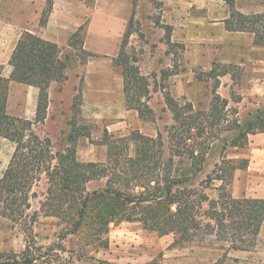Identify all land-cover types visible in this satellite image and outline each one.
Here are the masks:
<instances>
[{
	"label": "rangeland",
	"instance_id": "obj_1",
	"mask_svg": "<svg viewBox=\"0 0 264 264\" xmlns=\"http://www.w3.org/2000/svg\"><path fill=\"white\" fill-rule=\"evenodd\" d=\"M102 1L96 7L97 0H74V24L60 27L65 33L57 46L66 67L60 80L52 82L47 90L43 117L37 114L40 89L10 83L8 115L32 123L24 138L33 140L36 135L42 145L34 142L35 151L45 154L48 149L44 160L49 162L50 174L60 181V158L74 154L80 162H107L109 142L114 143L118 152L134 156L135 145L127 138L135 132L155 140L161 138V151L154 150L160 152L161 163L166 166L175 144L170 135L179 126L170 107V103H175L185 111V116H198V123H205L192 129L190 141L196 154L197 150L208 151V144L211 147L197 181H205L222 157L234 161L246 158L249 166L235 173L230 190L235 198L264 199V20L262 25L256 24V37L247 31L226 32L227 28L216 24L217 15H208L202 8L184 5L181 12L172 10L174 4L183 6L193 1L222 7L221 0H139L133 32L125 40L130 62L148 82V93L143 94L138 112L127 105L123 77L115 63L132 6L124 11L114 10L111 0ZM6 2L0 0L4 14ZM51 2L55 0L40 5V17L31 16L29 30L44 34L52 12ZM242 5H254L256 9L245 15L264 14V0H243ZM82 25L84 34L72 39ZM2 66L4 77L8 78L12 69L8 63ZM216 95L229 103L225 108L218 104L212 112ZM207 117L221 122L216 121L212 128ZM237 122L254 123L249 127L251 133L245 148L225 146ZM14 151L15 144L0 137V177ZM65 161L63 165L69 168ZM50 174H36L32 190L35 195L31 194L32 207L27 211L39 213L33 222L34 236L42 251L55 260L48 264H264V222L257 236H241L227 227L223 235L220 231L203 232L195 241L182 246L174 244L173 234L160 236L144 229L139 222H122L111 224L105 237L109 240L107 248L92 241L81 251L80 241L74 236V210L59 215H47V211L41 210L47 199ZM104 184L105 180L92 182L88 189H99ZM213 184L206 192L215 199L221 183ZM67 200L70 203L65 204L70 205L74 196ZM24 250L22 229L0 216V252L20 254Z\"/></svg>",
	"mask_w": 264,
	"mask_h": 264
},
{
	"label": "trees",
	"instance_id": "obj_2",
	"mask_svg": "<svg viewBox=\"0 0 264 264\" xmlns=\"http://www.w3.org/2000/svg\"><path fill=\"white\" fill-rule=\"evenodd\" d=\"M222 1L230 13L225 22L227 30L252 32L257 37L259 30L256 24L260 22L262 25L264 14L248 16L237 10L236 0ZM138 3L139 0H132L128 28L115 63L121 70L128 107L140 112L143 94L148 93V82L125 52V40L133 32ZM84 30L85 26H80L72 39L84 34ZM60 53L57 44L24 32L8 62L12 68L8 78L4 77V67L0 65V137L15 144L9 165L0 177V216L18 225L25 234V250L20 254L0 252V264H48L55 261L49 258L48 252L42 251L35 239L33 222L38 219L39 213H27L32 207L30 198L36 174L41 171L50 174L49 162L44 160L49 151L45 150V154L35 151L34 142L42 145L36 135L33 140H25L24 133L30 130L32 123L9 116L7 102L11 82L38 87L40 101L37 114L43 117L47 90L52 82L60 80L66 67ZM213 103L212 112L218 104L225 108L229 102L216 95ZM170 107L179 126L170 135L175 144H172L171 157L166 166L161 163L160 152L158 154L154 150L161 151V138L155 140L135 132L127 138L135 145L134 156L118 152L114 143L109 142L107 162H80L74 154L64 159L69 168L63 165L64 160L60 158L59 165L63 170L60 181L50 174L48 195L41 204V210L47 211V215L74 210V236L80 241L81 251L93 242L107 248L109 240L105 237L111 224L122 222H139L144 229L160 236L173 234L176 236L174 244L181 246L192 243L203 232L220 231L223 235L227 227L238 231L241 236H257L260 233L264 222V199L235 198L230 190L235 173L246 170L249 160L234 161L222 157L219 164H215V170L199 183L197 179L211 147L208 144V151L201 149L196 154L190 141L193 140L192 129L201 124L205 126V123H202L203 120L198 123V116H185V111L175 103H170ZM189 108L192 109V106L189 105ZM207 118L212 128L216 121L221 122ZM253 124L239 125L237 122L225 146L245 148L251 133L249 127ZM187 161L192 163L188 165ZM102 180H105L103 187L92 191L88 189L89 183ZM215 181L221 184L217 198L212 199L206 190L213 188ZM71 195L74 202L66 205L67 197ZM235 247H238L237 244Z\"/></svg>",
	"mask_w": 264,
	"mask_h": 264
},
{
	"label": "crops",
	"instance_id": "obj_3",
	"mask_svg": "<svg viewBox=\"0 0 264 264\" xmlns=\"http://www.w3.org/2000/svg\"><path fill=\"white\" fill-rule=\"evenodd\" d=\"M6 14L2 12V7H0V65H5L9 62L22 34L26 31L31 32L33 34H37L38 37L53 42L57 44L60 41L61 34L65 33L60 27L70 26L74 24V0H55V3L52 4V12L49 16L48 22L46 26L43 28L45 30L44 34L41 32L36 33L35 31L29 30V26L31 25V16L40 17L42 13V9L40 8L41 4H44L46 0H6ZM222 1V0H221ZM243 0H236V7L237 10L241 13H248L252 11H256L254 5L251 8L243 7L242 5ZM249 3H253L255 0H246ZM108 2V1H107ZM23 4L21 6L20 4ZM109 3H112L115 9H121L122 11L129 9L130 5L132 6V0H111ZM222 3H224L222 1ZM103 4L102 0H97L96 7H99ZM225 4V3H224ZM215 7L211 3H202L199 1H193L192 3L188 4H174L173 11L181 12L184 5L186 7H196L202 8L206 11L208 15H217L216 20L220 25V28L226 29L225 22L229 19L230 13L228 6L225 5ZM38 5V7H37ZM70 19L69 21H67ZM93 25V24H91ZM53 31L59 32L58 35H54ZM226 31V30H225ZM91 32L88 33V37ZM226 32H229L228 30ZM74 33V29H73ZM108 39L113 40V37L109 34ZM114 36V35H113ZM117 38H115L116 40ZM10 66V65H9ZM11 67V66H10ZM12 69V68H11ZM11 74V73H10ZM10 76V75H9ZM7 76V77H9ZM14 82H12L13 84ZM16 83V82H15ZM19 84V83H17ZM23 85V84H22Z\"/></svg>",
	"mask_w": 264,
	"mask_h": 264
}]
</instances>
